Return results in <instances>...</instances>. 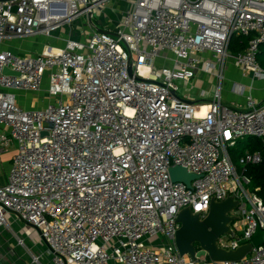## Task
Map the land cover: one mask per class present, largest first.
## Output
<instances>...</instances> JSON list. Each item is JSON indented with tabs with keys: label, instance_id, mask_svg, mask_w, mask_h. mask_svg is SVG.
I'll list each match as a JSON object with an SVG mask.
<instances>
[{
	"label": "built area",
	"instance_id": "built-area-1",
	"mask_svg": "<svg viewBox=\"0 0 264 264\" xmlns=\"http://www.w3.org/2000/svg\"><path fill=\"white\" fill-rule=\"evenodd\" d=\"M109 1H0V156L17 149L0 185V228L37 230L52 264H264V245L213 261L198 249L182 256L175 243L182 210L205 219L230 196L234 235L218 246L237 250L264 230V201L246 175L264 157L246 151L239 172L231 155L247 139L264 142V103L222 98L230 62L264 79V0H122L116 22ZM82 17L85 33L70 34ZM234 36L250 38L245 51L230 52ZM40 37L41 49H5ZM199 74L218 85L195 100L183 85ZM43 90L53 99L45 107L18 104L16 92ZM174 166L197 176L191 188L172 181Z\"/></svg>",
	"mask_w": 264,
	"mask_h": 264
},
{
	"label": "rangeland",
	"instance_id": "rangeland-1",
	"mask_svg": "<svg viewBox=\"0 0 264 264\" xmlns=\"http://www.w3.org/2000/svg\"><path fill=\"white\" fill-rule=\"evenodd\" d=\"M116 8V9H115ZM126 7L124 1L122 0H112L109 1L104 10L106 15H111L112 21L116 22L118 20L117 14L123 13ZM117 11V13H116ZM87 23V18L82 17L75 25V28L70 34L72 35H83L85 29L84 24ZM88 34V33H87ZM20 41L7 42L5 49H11L14 52L20 51V54L29 53L35 49H38L41 45L44 44L45 40L40 38L26 39ZM11 46V47H10ZM236 74H234L235 76ZM235 83H239V78L235 77L233 80L226 79L222 88V98L225 93L234 95L233 86ZM218 82L214 81L210 83L208 76L204 74H199L198 77L190 84L183 85L185 91L190 92L193 99L197 100L200 97L202 92H208L209 94L214 93L217 88ZM46 91V89L44 88ZM40 92L46 96L45 91ZM30 101V99H28ZM30 107V106H28ZM242 142L238 144L236 148L231 149V155L234 158V164L241 171V165L239 163L240 150H242ZM17 152V150H16ZM235 153H237L235 158ZM1 159V158H0ZM5 162L0 160V174L3 176V171L5 170ZM250 190L253 191L251 186ZM14 233L20 235L24 240L27 247H18L17 241L15 240ZM205 252L202 249L198 248V257L204 256ZM39 257L41 264H52L53 254L49 250L45 242L40 239V234L37 230L34 231L30 226L18 222L13 223L11 230L0 228V260L1 264H40L35 261V258Z\"/></svg>",
	"mask_w": 264,
	"mask_h": 264
},
{
	"label": "water",
	"instance_id": "water-1",
	"mask_svg": "<svg viewBox=\"0 0 264 264\" xmlns=\"http://www.w3.org/2000/svg\"><path fill=\"white\" fill-rule=\"evenodd\" d=\"M9 1V0H0ZM130 75L133 74L131 66ZM6 75L19 76L18 73L4 70ZM45 135V134H44ZM264 167V159L261 162ZM172 181L182 182L188 188H191V182L197 178L190 174L182 166H174L170 169ZM239 202L230 196L223 202H212L210 212L205 219H201L199 213L194 214L190 208L181 211L177 221L180 229L176 234V247L182 256H189L196 259L198 247L205 251L208 257L213 261H240L252 253L254 248L264 245V230L258 228L251 243L243 245L234 251L221 249L217 240L222 235L233 236L230 225L236 220L232 213L237 209Z\"/></svg>",
	"mask_w": 264,
	"mask_h": 264
},
{
	"label": "crops",
	"instance_id": "crops-1",
	"mask_svg": "<svg viewBox=\"0 0 264 264\" xmlns=\"http://www.w3.org/2000/svg\"><path fill=\"white\" fill-rule=\"evenodd\" d=\"M27 41V40H25ZM46 41L44 42V44ZM43 44V45H44ZM42 45L39 47L41 49ZM38 48V49H39ZM36 50V49H35ZM259 65L262 69H264V55L260 54V58L258 61ZM234 74H236L234 76ZM235 77L239 78V84H242L245 86V94L244 95H238L234 92V95H231L229 93H225L223 96V101L226 105H229L231 107H238V106H244L246 102V97L252 96L255 100H257L259 103H264V79H257L252 74L249 76H242L241 72L236 69L232 62L229 63L228 68L226 70V79L230 81L233 80ZM210 83L215 81V78L213 76H208ZM233 89V88H232ZM209 93V91H208ZM17 94V101L18 104L22 107L31 109V108H43L48 103H50L53 99L49 98L47 95L44 96L42 94H24L16 92ZM213 94V93H211ZM30 99V101H28ZM30 106V107H28ZM16 145L13 143L11 149L8 153H5L0 156V160L3 164L5 162V170L3 171L4 175L2 176L0 174V185H4L8 181V175L12 168V160L14 155L16 154ZM1 173V172H0Z\"/></svg>",
	"mask_w": 264,
	"mask_h": 264
},
{
	"label": "trees",
	"instance_id": "trees-1",
	"mask_svg": "<svg viewBox=\"0 0 264 264\" xmlns=\"http://www.w3.org/2000/svg\"><path fill=\"white\" fill-rule=\"evenodd\" d=\"M250 38L243 36H234L230 44V52L233 54L243 52L247 49ZM260 54L264 55V45L261 46L260 53L258 55V61ZM243 147L240 150V154L243 155L246 151L250 153L259 152L264 157V142L258 138H250L242 142ZM237 153H235V158ZM241 157V156H240ZM234 159V158H233ZM246 171V175L250 178L252 185L251 188L257 191L258 196L264 201V167L261 165H249Z\"/></svg>",
	"mask_w": 264,
	"mask_h": 264
}]
</instances>
